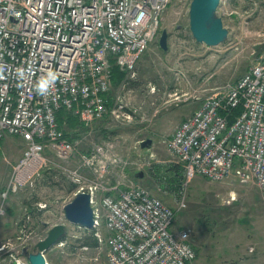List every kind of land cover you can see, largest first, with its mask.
Listing matches in <instances>:
<instances>
[{
  "label": "built area",
  "instance_id": "obj_1",
  "mask_svg": "<svg viewBox=\"0 0 264 264\" xmlns=\"http://www.w3.org/2000/svg\"><path fill=\"white\" fill-rule=\"evenodd\" d=\"M168 1L0 0V140L17 135L25 142L3 198L33 184L49 162L47 150L62 161L74 155L76 142L59 127L57 112L87 126L102 118L112 66L133 74L159 35ZM49 74L54 84L42 95L37 84ZM236 107L240 112L228 123L226 112ZM116 111L110 109L118 117ZM111 146L97 144L75 168L62 167L79 184L75 193L88 192L100 208L93 209V227L103 222L108 246L104 260L90 264H196L189 230L171 229L175 210L145 186L111 179L121 165ZM165 148L182 165L185 184L195 176L221 181L234 174L264 196V54L226 92L202 98ZM178 195L176 208L183 209L185 189Z\"/></svg>",
  "mask_w": 264,
  "mask_h": 264
},
{
  "label": "rangeland",
  "instance_id": "obj_2",
  "mask_svg": "<svg viewBox=\"0 0 264 264\" xmlns=\"http://www.w3.org/2000/svg\"><path fill=\"white\" fill-rule=\"evenodd\" d=\"M189 2L168 1L161 13L158 37L139 56L133 74L126 73L122 85L112 93L111 109L117 110L118 117L109 113V118L95 124L96 132L89 125L86 130L79 127L81 139L68 161L47 150L48 164L32 185L19 192L22 217L15 221L19 216L8 203L10 193L3 198L1 192L11 164L25 145L15 144L19 136L9 135L0 146V264H29L21 247L33 246L57 223L66 225V234L44 251L48 264L104 260L108 242L103 222L84 228L65 219L63 206L79 184L62 167L75 168L81 154L105 143L112 145V155L121 160V165L113 168V177L109 174L111 179L145 186L171 206L175 210L171 229L189 230L198 252L196 264H264V196L259 189L252 183L240 184L234 174L221 181L195 176L187 184L182 174L177 184L172 178L177 167L172 166L180 164L165 148L166 134L179 117L177 107L193 111L202 98L223 94L264 54V0H220L217 14L228 36L215 46L192 37ZM162 29L168 32L166 50L158 44ZM156 119L160 130L153 137ZM104 126L109 131L105 135L98 130ZM146 137L152 138V144L143 149L139 142ZM82 173L91 176L85 169ZM181 189L186 192V206L177 209ZM230 191L234 200L229 198ZM91 206L100 211L96 201Z\"/></svg>",
  "mask_w": 264,
  "mask_h": 264
},
{
  "label": "water",
  "instance_id": "obj_3",
  "mask_svg": "<svg viewBox=\"0 0 264 264\" xmlns=\"http://www.w3.org/2000/svg\"><path fill=\"white\" fill-rule=\"evenodd\" d=\"M220 0H190L188 7V25L195 41L207 46H215L223 42L228 36V29L224 26L222 18L217 14V7ZM168 32L162 29L158 38V44L167 49ZM141 148H149L152 138L146 137L140 140ZM138 177L142 172L137 173ZM65 219L73 224L84 228H92L94 224L93 209L90 204V194L80 191L74 194L73 198L63 206ZM66 234V225L57 223L52 225L44 238L38 240L33 246L24 245L21 247V255L29 264H48L44 251Z\"/></svg>",
  "mask_w": 264,
  "mask_h": 264
},
{
  "label": "crops",
  "instance_id": "obj_4",
  "mask_svg": "<svg viewBox=\"0 0 264 264\" xmlns=\"http://www.w3.org/2000/svg\"><path fill=\"white\" fill-rule=\"evenodd\" d=\"M122 82H123V80L121 81V82H119L118 84L117 83H115V81H114V79L113 78H110V88H109V91L105 94V103H106V107H107V111H106V113L104 114V116L102 117V118H100V119H96V120H94V121H92L90 124H89V126L91 127V129L92 130H94L95 131V124H97V123H99V122H102V121H104V120H106L107 118H109V113H110V109H111V107H112V105H113V91H114V89L116 88V87H118L119 86V84H121L122 85ZM199 105V104H198ZM197 108V107H196ZM175 111V110H174ZM176 111H178V114H179V117L174 121V123H173V125L171 126V128L169 129V131H168V133L166 134V137H168V136H170V134L172 133V131L174 130V128L187 116V115H189L190 113H191V108H187V107H177L176 108ZM79 120V119H78ZM80 121V120H79ZM82 124H83V126H82V128H83V130H86L87 129V125H85L82 121H80ZM104 123V122H103ZM79 127H81V126H79V125H76V126H72L71 127V129H70V139L71 140H73V141H75L76 143L81 139L80 138V131H82V130H80L79 129ZM89 127V128H90ZM154 128H155V132H152V136L153 137H155L156 135H158V131L160 130V128H159V120H157L156 119V121H155V125H154ZM99 131H101V134H103V135H105L107 132H109V131H107V129H106V126H104L103 128H100V129H98ZM96 132V131H95ZM98 132V131H97ZM106 137V136H105ZM9 138V135H6V136H4L3 138H1V140H0V146L1 145H3V143H5V140H7ZM9 141H11V139H9ZM24 143V145H25V142L19 137V139L17 140V142H15V144H17V145H21L20 143ZM16 161V160H15ZM10 173V172H9ZM8 179V178H7ZM5 186H6V184H5ZM27 187V186H26ZM5 188V187H4ZM4 188H3V190H4ZM22 190H23V188H20V189H18V190H16V191H14V192H9L10 194H9V200H8V203H9V205H10V207L12 206V212L14 213V215L15 214H17V216H19V218H15L14 219V221L15 220H19V219H21V217H22V215H19V214H21L20 212H21V205L20 206H18V204H20L19 203V198H20V196H19V192L21 191L22 192ZM11 196H13L12 198H11ZM16 216V215H15ZM16 216V217H17ZM196 262H198V255H197V258H196Z\"/></svg>",
  "mask_w": 264,
  "mask_h": 264
},
{
  "label": "trees",
  "instance_id": "obj_5",
  "mask_svg": "<svg viewBox=\"0 0 264 264\" xmlns=\"http://www.w3.org/2000/svg\"><path fill=\"white\" fill-rule=\"evenodd\" d=\"M247 70V69H246ZM125 73L123 71H121L117 66L113 65L111 68V78L114 79L115 83H119L122 80H124ZM240 112V107H236V108H232L229 111L226 112L227 115V120L228 123H230L233 119L234 116H236L238 113ZM56 119L58 122V125L61 129H63V131L65 132L66 136L68 137V139H70V129L72 126H83V124L78 120V117L72 115L70 112L65 111L63 109L59 110L56 114ZM180 164V163H179ZM177 167L176 168V172L173 174L172 178L174 179V181L177 183L179 181V177L182 176L183 174V168L182 165H174L172 167ZM184 177V175H183ZM184 179V178H183ZM178 184V183H177ZM180 192V191H179ZM178 228H183V227H178ZM190 233V232H189ZM190 241H191V237H190ZM192 243V241H191ZM192 246L195 249L196 254L197 252V248H195L194 244L192 243Z\"/></svg>",
  "mask_w": 264,
  "mask_h": 264
},
{
  "label": "clouds",
  "instance_id": "obj_6",
  "mask_svg": "<svg viewBox=\"0 0 264 264\" xmlns=\"http://www.w3.org/2000/svg\"><path fill=\"white\" fill-rule=\"evenodd\" d=\"M4 71V66L0 65V72ZM20 75H22L23 73L20 72ZM54 84V75L53 74H49L46 78H44V82L43 84H37V91L40 94H45L48 89Z\"/></svg>",
  "mask_w": 264,
  "mask_h": 264
}]
</instances>
